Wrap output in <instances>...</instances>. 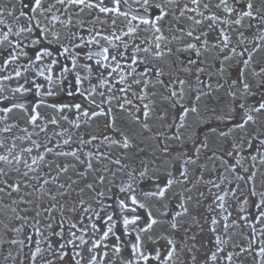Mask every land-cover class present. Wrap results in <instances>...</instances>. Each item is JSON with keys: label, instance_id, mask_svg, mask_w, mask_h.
Masks as SVG:
<instances>
[{"label": "snow or ice", "instance_id": "snow-or-ice-1", "mask_svg": "<svg viewBox=\"0 0 264 264\" xmlns=\"http://www.w3.org/2000/svg\"><path fill=\"white\" fill-rule=\"evenodd\" d=\"M0 264H264V0H0Z\"/></svg>", "mask_w": 264, "mask_h": 264}]
</instances>
